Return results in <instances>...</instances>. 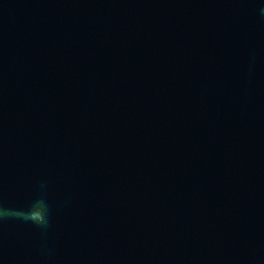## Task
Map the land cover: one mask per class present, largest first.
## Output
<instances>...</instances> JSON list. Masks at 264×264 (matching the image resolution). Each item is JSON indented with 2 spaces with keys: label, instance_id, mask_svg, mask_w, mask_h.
Listing matches in <instances>:
<instances>
[{
  "label": "water",
  "instance_id": "95a60500",
  "mask_svg": "<svg viewBox=\"0 0 264 264\" xmlns=\"http://www.w3.org/2000/svg\"><path fill=\"white\" fill-rule=\"evenodd\" d=\"M264 0H0V264H261Z\"/></svg>",
  "mask_w": 264,
  "mask_h": 264
},
{
  "label": "clouds",
  "instance_id": "9594fccd",
  "mask_svg": "<svg viewBox=\"0 0 264 264\" xmlns=\"http://www.w3.org/2000/svg\"><path fill=\"white\" fill-rule=\"evenodd\" d=\"M258 12L261 17H264V5L258 9ZM49 215V206L43 199L35 201L28 211L7 209L0 205V222L10 218L20 219L46 229L50 222Z\"/></svg>",
  "mask_w": 264,
  "mask_h": 264
}]
</instances>
